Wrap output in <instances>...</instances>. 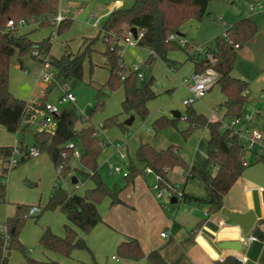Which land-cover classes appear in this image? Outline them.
Instances as JSON below:
<instances>
[{
    "label": "trees",
    "instance_id": "trees-1",
    "mask_svg": "<svg viewBox=\"0 0 264 264\" xmlns=\"http://www.w3.org/2000/svg\"><path fill=\"white\" fill-rule=\"evenodd\" d=\"M128 2L127 8L113 10L107 17L99 30L96 38L90 40V47L96 42L99 35H103L106 49L103 55L107 59L109 76L105 84L95 92V104L90 116L101 111L107 97L106 92H113L120 86L123 88L124 97L121 102V110L124 114H133L141 120L148 116L147 103L155 99L153 79L140 81L133 71L127 72L121 64L120 36L123 34V27L128 30L136 28L143 31V36L139 40V45L152 50L155 58L167 65L171 61L167 59V54L171 51H187V47H181L176 41H171L168 37L171 34L180 33V27L189 20L200 21L206 15L207 5L210 0H114ZM58 0H0V126L8 134L15 135L21 128L24 120H30L36 110L43 108L44 103L34 105L32 110L27 109V103L14 98L8 89V72L10 59L17 54L22 57L31 55V51L37 50L38 55L45 57L49 55L52 40L50 37L39 42L31 41L26 34L17 35L16 30H7L6 24L12 21L15 25L23 20L25 24L37 23L38 27H47L53 24L51 19L57 12ZM71 20L65 19L57 25L56 34L66 31ZM127 30V31H128ZM126 31V32H127ZM256 24L244 17H240L232 23L224 32L227 33L231 44L223 37L215 38L214 50H208L215 62L211 65L219 74L217 85L220 92L225 97L220 109H224L222 121H208V119L195 113L188 107L185 109L183 118L188 124L183 131L186 137L196 129L205 127L209 133L206 146V162L204 168L187 166L182 157L178 154L175 146H168L163 150H155L149 144L141 143L135 152V159L142 164L145 169H149L154 174L159 175L164 180L169 171L175 167L183 168L185 180H196L203 184L207 194L204 198L186 196L182 193V200H188L208 206L209 214H216L222 209L223 198L230 191L235 182L242 176L246 167L243 166L242 146L236 137L230 135L228 129H222V122L239 117L245 111L247 99L245 91L248 84L231 76L236 54L233 45L242 46L249 42L256 34ZM4 34L7 37H4ZM89 46L82 51L72 54L65 50L60 58H49L50 64L56 72L57 78H73L82 80L83 63L90 57L92 49ZM32 56V55H31ZM49 57V56H48ZM192 57V56H191ZM38 60V57L32 56ZM151 59V58H149ZM152 60V59H151ZM195 63V73L202 72L208 67L207 61L198 56L192 59ZM19 65L22 66L19 60ZM264 93V90H263ZM264 120V110L259 112ZM81 115L72 111L62 110L53 115L54 130L52 133L46 131H36L32 135V145L39 150L40 155H46L53 166H62V175L68 171L69 156L71 150L67 148L68 143H74L80 151L79 163L83 171H79L82 180H90L94 187L86 190L82 196L75 194L68 195L64 191L55 187L46 205L41 208L40 214L45 210H55L58 208L66 215L67 220L82 233H88L101 222V217L96 205L105 197L111 199V205L120 203L118 199V189L109 188L102 181L98 174L97 158L102 147L100 140L94 136L92 125L81 130H76L75 125L81 120ZM178 119H168L161 116L152 123L154 133L174 126ZM117 124L116 117H112L102 122V128L106 129ZM121 129L124 127L119 124ZM28 125L23 126L22 136ZM17 146L25 159L26 145L23 139ZM12 147H0V161H5L12 154ZM264 164V158H258ZM21 161L18 160L17 164ZM168 172L164 173L163 169ZM213 170L214 173H213ZM126 175L123 177L126 184H130L137 175V171L127 165ZM170 183V182H169ZM171 184V183H170ZM5 195V185L0 184V203ZM29 206L21 205L17 207L16 214L7 218L5 225L7 228L6 254H3V240L0 236V264H8V255L12 250H19L23 255L27 251L19 241V233L26 221ZM38 213V214H39ZM262 224V221L258 222ZM64 237H58L51 233L49 229L43 231L39 238V245L44 249L62 256H69L75 249L86 250L87 246L83 239L77 237L74 229L68 225L64 226ZM252 236L264 242V231L258 227L252 230ZM116 256L131 261L145 259L146 264H165L161 255L153 250L144 254L135 239H127L121 242L115 250ZM25 264H58L54 261L38 262L26 257ZM96 264V263H94ZM213 264H241L235 257H226L223 261H215Z\"/></svg>",
    "mask_w": 264,
    "mask_h": 264
},
{
    "label": "rangeland",
    "instance_id": "rangeland-1",
    "mask_svg": "<svg viewBox=\"0 0 264 264\" xmlns=\"http://www.w3.org/2000/svg\"><path fill=\"white\" fill-rule=\"evenodd\" d=\"M106 3L107 2L105 0H58L59 11L64 12L65 9H68V15H66V18L70 17L72 21H70L71 23L69 28L58 35L57 42L54 43L53 46L51 45V56L59 57L63 53L66 44H68V46L65 47L66 50H68L70 53L72 52L73 54V52L78 47L79 41L82 38H96L97 31L92 28V26L96 22V19H89V16H102L101 20L97 24V27L101 28L106 20V16L104 15V13H106L108 9ZM257 6H260V9L253 8ZM127 7L128 5L125 4L124 8ZM207 11L209 14L207 16H204L202 20L193 21L190 23L191 26L188 32V36L192 37L196 41V43L203 48H209L213 50L215 48L216 36L222 37L226 24L234 20L238 15L242 16L241 13H243L245 17L249 18L256 24L257 31L253 39L248 43L243 44L239 49L235 50L236 60L234 63L233 71L235 72V74L239 75L238 78L243 79L249 84L250 98L248 99L254 100V102L256 103V109L258 108L261 112H263L264 0H210L208 3ZM220 19L223 20V22H221ZM127 30L128 29L124 26L122 35H125ZM47 31H50V29H46V32ZM44 34L45 32L42 29H40L39 31H35L31 33V40L35 43L39 42L41 40V38L39 37L43 36ZM81 43V51L88 46L90 47V40H83ZM95 45H101L100 38L96 40ZM125 47L123 50L121 48V58L125 65L131 67V65L133 64H139V72L143 76L142 81L146 82L148 81L150 76H153L155 79L154 84L156 85L157 93H160L162 90L168 89L173 86V94L171 95V97L167 95L158 96L149 104L148 117L145 120H141L138 116H136L132 125L126 128V131H123L124 129H121L118 126L121 123H119L117 120V124L104 129L103 134L108 139H111L113 141L126 142L129 147V154L132 161H134V152L136 145L138 146L139 144L138 141L141 139V141L143 142H150V140L155 137V142L157 143H164L167 146H175L177 148L178 154L182 157L187 166L204 168L207 156V143L203 128H196L189 137H186L183 133V131L186 129L184 128L185 122L184 120L180 119L174 122V126L168 127L157 134H155L152 129V123L156 120L154 119L155 117L162 116L164 113H168L171 110L183 111L182 101L187 97L188 94L182 87L178 85L177 82L171 83V85H167V82L170 83V75L166 73L165 68L161 63L157 61L158 59L155 58L152 63L149 64H146L144 62L146 56L148 55L146 50H143V48L140 47ZM190 50L192 51V47ZM176 53H180V50H178V52ZM18 57L19 56L15 54L10 59L9 90L14 98L27 103L28 100H30V97L28 98L26 95L22 94V92L27 87L24 79H30V84L32 88H34L36 83L34 78L39 75V82L40 84L44 85L41 81L42 63L40 61L38 62L32 60L29 54H26L22 57L23 67L21 69L18 63ZM95 57L96 59H91V61L89 58L85 59L83 63V76L81 81H77L73 78L67 77L59 78L56 82H54L47 91L45 102L59 106L57 104L58 99L60 96H62L60 88L64 87L68 92H71L76 101L74 104L69 102L60 105V111H72L77 115H81L86 118L90 117L94 123L104 122L112 117H116V119L117 117H120L122 115L120 114L122 113V86H120L113 92H106L107 97L104 107L101 111H98L97 113L90 116L92 108L95 104V92L97 89H99L97 85L104 83L107 78V72L102 68V66H104L102 64L103 61L99 60L98 56ZM102 57L105 58V64L107 65L106 57L104 55ZM182 57L183 54L179 58ZM97 64H99L100 66L98 67ZM24 69H26L27 74L24 73ZM20 74L24 78H21ZM21 82H23V84L20 86ZM100 86L102 87V85ZM17 88L19 89V92H21L19 96L20 98L15 97V94H19L18 91H16ZM221 97L222 96L219 87L215 86L204 96L202 101H210L213 103L220 100ZM42 103L44 102L42 101ZM193 107H195V105ZM40 120L41 118L39 117V115H37L34 121H32V123H30L28 128L25 130L26 133L23 136V125L17 133L19 139H23V142L27 145L28 148L32 143V135L37 131L39 125L38 122ZM88 121H90V119ZM254 121H256V128L264 131V121L261 119V117H254ZM50 123L51 120L49 119L46 122L45 127V130L48 133H52L54 130V126L49 125ZM77 123L75 125L76 130H78L77 125H79ZM92 127L94 128V126ZM108 151H110V148H105L104 150H102L97 159L98 174L107 187L113 188V180L108 176L106 169L102 166L103 160L106 157ZM71 157L72 156L70 154L68 164L66 165L68 167V170H70L69 163ZM25 160L26 161L24 163L21 162L15 169H13V171L10 173L11 181L5 186L6 208L4 209L2 208L3 206H0L1 223L5 224L6 219L3 220L5 217V213L8 217L14 216L16 214L18 206L40 204V206L44 207L51 197L55 186L67 194L71 193L75 188V185H71L70 177L68 175L64 177L63 182L62 177L58 181L57 174L55 172L56 168H54L46 155H41L39 158L34 160ZM248 161V171H250L255 177H261L262 185L264 186V164H256L255 158H252V154L248 155ZM72 163V167L75 169L74 174L76 177H79V185H81L83 182L82 186L76 187L81 191L86 185L84 181H81L82 177L79 173V171H83V169L79 166L77 161L73 160ZM145 172L146 170H142V175H145ZM149 174V178L151 179V190L155 195L158 192L157 190L153 189V186L155 184V177L153 174ZM166 177L176 188L175 197H178L179 194L182 193L198 194L197 196L204 194L205 190L201 182L196 180H188L187 183H185L184 170L181 167L173 168L167 173ZM123 180L124 179L117 177L118 182ZM249 198L252 199L254 203H259V196L257 192H251ZM157 200L160 199L157 198ZM162 200L160 201L163 202ZM163 204L165 207L171 206L170 204ZM50 213L51 211L45 210L41 213L42 215L40 214L41 216L36 222L34 220L25 221L20 232V241L23 248L26 249L36 246L35 252L38 256H41L42 254V249L40 248L41 246H38L39 238L43 233L42 230H44V228L51 230L50 224L52 223V220ZM58 227L60 228V225ZM61 228L64 230V226L61 225ZM93 251L94 250L89 249L88 246L86 250H74V255L70 256L72 257L70 261L73 264H102L96 261ZM20 252L21 251L18 250L11 253L9 258L10 264L20 263ZM80 254L85 255L86 258H83ZM106 256H108L110 261L111 255H107V253H104L101 256L103 262L105 261ZM113 264L118 263L113 262Z\"/></svg>",
    "mask_w": 264,
    "mask_h": 264
},
{
    "label": "crops",
    "instance_id": "crops-1",
    "mask_svg": "<svg viewBox=\"0 0 264 264\" xmlns=\"http://www.w3.org/2000/svg\"><path fill=\"white\" fill-rule=\"evenodd\" d=\"M105 1L107 2L106 5L108 8L106 13H104L106 17L113 10L124 8L125 4H127L128 6L130 5L128 2H123V1H116L117 2L116 4L114 0H105ZM207 8H208V5H207ZM208 14L209 13L206 9L205 16H207ZM241 14L242 16L238 15L234 20L226 24L224 31L227 28H229V26L232 23L236 22L240 17L247 18L244 16L243 13ZM66 15L68 14L66 13L64 15L65 18H66ZM101 17L102 16L100 17L89 16V19H96V22L92 26V28L97 31V35L100 29L97 27V24L101 20ZM66 19H70L72 21L70 17L69 18L67 17ZM193 21L195 20H189L188 22H186L180 27V33L183 35L182 37H184L189 42V47L187 48V51L180 50V53H176L178 51L169 52L167 54V59L171 61L172 63L171 65H167L166 63L162 62L159 59L157 60L165 68L166 73L170 75V78H169L170 83L167 82V85H171V83L177 82L178 85L182 87L186 91L187 94H188L187 86L184 81L192 73H195V63H194V60L192 59H195V58L197 59L198 57V56H195L194 58L191 57V50H190L191 47H193L194 45H198V44L192 37L188 36V32L191 26L190 23ZM220 21L223 22V20L221 19ZM56 28H57L56 25H50V26L42 28V27H38L35 24H29L24 27L18 28L16 30V34L17 35L26 34L28 38L31 40V33L42 29L44 30L45 34L39 38L43 40V39L50 37L52 40V46H53V44L56 43L58 39V34L55 33ZM46 29H50V31L46 32ZM93 38L94 37L82 38L79 41L78 47L73 52V54L81 51V47H82L81 42L83 40L89 41ZM99 38L101 39V45L96 46L94 43L91 46L92 52L90 54L89 59L91 61V59H96L95 56H98L99 60L103 61L102 64L104 66H102V68L106 70L107 78H108L109 76L108 67L105 64V58L102 57L104 53L103 51L104 49H106V45L104 42L103 35H100ZM52 46H51V49L48 55L49 58H60L62 54L64 53V51L66 50L65 47H67L68 44L65 45L64 51L59 57L51 56ZM124 47L125 46L121 44L122 50L124 49ZM136 47H140V48H143V50H146L148 55L146 56L144 62L146 64L152 63V61L155 59V56L150 54V50L140 45H137ZM240 47H238L237 49H239ZM237 49H234V52ZM204 50L208 52V50H211V49L204 48ZM181 53L183 54V57L179 58L182 55ZM29 56L32 60L39 62V60L32 58L30 54ZM121 56H122V52H121ZM22 57H18V63H19V60L22 63V66H20L21 69L23 67ZM149 58H151L152 60ZM122 63H123V67L126 69L127 72L132 71L133 65H137L138 73L141 75V79L139 80L140 81L143 80V76L139 72V64H133L131 65V67H128L127 65L124 64L123 60H122ZM97 65L98 67L100 66L99 64ZM9 70H10V65H9ZM24 73L27 74L26 69H24ZM230 74L233 78H237V79L244 81L243 79L238 78L239 75L235 74L233 69ZM20 76L21 78H24L21 74ZM39 78H40L39 75H37L34 78L36 82L34 88H32L30 84L31 83L30 79H24V82H26L27 87L22 92V94L26 95L28 98L30 97V100H28L27 104L30 101H34V104L32 105V107L34 105H39V103H41L42 101L45 103L46 97H47L46 96L47 91L49 90L50 86H52L53 83L59 79L57 78L51 85L45 86V85L40 84ZM107 78L105 82L107 81ZM151 78L153 79L152 89L154 93L156 94L155 99L160 95L161 96L167 95L171 97V95L173 94V86L170 88L165 87L168 89L162 90L160 93H157L156 85L154 84L155 79L153 76H150L149 79ZM105 82L102 84H98L97 87L100 88L101 87L100 85L103 86ZM22 84L23 82H21L20 86ZM215 86L219 87L216 84L209 90V92ZM8 89H9V72H8ZM60 89H61L62 95L64 91L68 92L67 89L64 87H61ZM16 91H18L19 94H15L16 95L15 97L20 98L19 96L21 92H19L18 88L16 89ZM221 96L222 97L220 100H218L217 102H213V103L210 101H207V102L202 101L204 98L203 97L201 100L196 101L195 103H193L192 105L188 107L192 108L195 111V113L205 116L208 119V121H211V122L222 121L224 109H220L219 105L224 102L225 97L222 95V93H221ZM123 97H124V93H123V88H122V100H123ZM245 97L247 99V105H246L245 110H248L251 107H254L256 109L255 107L256 103L254 102V100L248 99L250 98L249 84H248V89L245 91ZM23 99H27V98H23ZM155 99H153L152 101H154ZM152 101L147 103L148 115H149V104ZM194 105L195 107H193ZM188 107L183 106V111L171 110L168 113H164L162 116L167 117L168 119H173L170 113L172 111H177L180 113V116H181L178 120L180 119L184 120L183 114L185 112V109ZM258 111L261 113L259 109ZM120 114L122 115L120 117H117V120L124 127L123 131H126L127 130L126 128L132 125L136 116L130 113L129 114L120 113ZM37 115L38 114H34L29 121L23 119L21 123V127L22 125L29 126L30 123L34 121ZM130 116H133L134 119L131 125L128 126L125 124V121H127ZM159 117L161 116H157L154 119H157ZM256 117L257 118L261 117L262 119L261 114L257 115ZM89 119L90 121H88ZM95 123L91 120L90 117L86 118L82 116L81 120L77 123L79 124L77 125V129L79 130L81 128L88 127L90 125L97 126L98 124H102V122H95ZM253 125L256 127V121L253 122ZM187 126L188 124L185 122L184 128H187ZM201 128L204 129V132H205L204 135H206V143H207L209 139L208 130L205 127H201ZM103 132H104V129H102L101 131H98L97 138L104 145L102 146V150H104L105 148H110V151H108V153L106 154V157L103 160L102 166L107 171V163L112 162L114 164H118L122 166V168L126 171L127 165H131L137 171V175L133 178V181L130 184H126V181L122 175L120 174L109 175L108 174V176L111 177L113 180V183H112L113 187L119 190L118 199L120 200V203L111 205V199L109 197H105L99 204H97L96 208L101 217V222L98 223L95 227L92 228L90 232L86 234L76 229L67 220L66 215L63 214L58 208H56L55 210H49L51 211L50 215H51V220H52V223L50 224L51 230L50 229L49 230L53 232L54 235L63 238L65 233H64V230L61 228V225L62 226L68 225L69 227L75 230L78 238L83 239V241L89 247V249L94 250L93 252L95 254L96 261L102 264H113V262L118 263V264H146L145 259H142L140 261H131V260H124V259H121L115 256L116 247L121 242L126 241L127 239L137 240L142 252L145 255L148 254L150 251H153V250L157 251L163 258L165 264H213L215 261H223L226 257H230V256L237 258L241 262V264H264V242L257 240V239H253V240L251 239V237H253L252 230L254 227H258L259 229L264 231V186L262 185V178L258 176L257 177L253 176L252 173L248 171L247 169L249 167L248 155H250V153L246 155V161L248 163V166L246 167L242 176L235 182V184L232 186L230 191L223 198V205H222V209H226L236 214H244L249 210L254 211L253 213L256 217V223L254 224L250 232H248L246 235H243L240 228L237 225L230 223L227 220L225 215L222 213V209L216 214H209L208 206L206 204H199L195 202H190L188 200H184V201L179 200L175 204H171L170 207H165L163 202H161L160 200H157L156 194L154 195L153 191L151 190V186H150L151 179L149 178L150 174L145 172V175H142L141 172L142 170H145V168L143 167L142 164L136 161L135 152L139 144L141 143L149 144L155 150L165 149L166 147H168L166 144L155 142V137H153L150 140V142H143L141 141L140 138H138L140 139L138 141L139 144L138 146L136 145L135 152H134V161H132V159L130 158V154H129V147L126 144V142H119V141H113L111 139H108L103 134ZM24 133H26V131H24ZM20 140L21 139H19L17 134L15 135L8 134L5 131V129L2 126H0V147H5V146L12 147V148L16 147L21 142ZM112 143H121L123 145L124 152L126 153L125 160L119 159L118 154L112 148ZM31 147H33L32 143L29 148ZM29 148L26 145L25 154H27ZM40 156L41 155H39L36 158H27V159L34 160V159L39 158ZM252 158H255L256 164L260 163L259 161L256 162V159H258L256 156L253 157L252 155ZM19 160L23 163L26 161L24 157H19ZM73 160L77 161L79 166L81 167L79 163V158L71 157L70 163H69L70 170H68L64 176H61L62 182L66 175L70 177V183H71V179L75 177L77 182L75 184L71 183V185H75V188L68 195L75 194L78 196H82L86 190L92 189L94 185L90 180H86L87 182H85L84 180H81V181H84V183L86 184L83 190L80 191V189L76 188L77 186L78 187L82 186L83 182L81 185H79V179H78L79 177L75 176L74 174L75 169L72 167ZM17 166L18 165L12 167L9 170L5 186L11 181L10 173ZM0 169H1V164H0ZM214 171L215 170H213V173ZM184 175H185V172H184ZM117 177H120L124 180L118 182ZM166 179L168 182H170L167 177ZM184 179H185V176H184ZM187 181L188 180H185V183H187ZM251 192H257L259 196V203L258 202L254 203V201H252V199L249 198V195L251 194ZM5 194H6V189H5ZM206 194H207L206 190L204 191V194H201L200 196H197L198 194H193V193H190V194L184 193V195L186 196L188 195V196L199 197V198L206 197ZM5 197L6 196L4 195V199L0 203V206H3L2 208L4 209L6 208ZM26 206H29V208L37 207L39 210L43 208L42 206H40V204L26 205ZM41 215L39 213L37 215L28 217L26 221L34 220L36 222ZM7 218H10V217L6 216V213H5V217L3 220ZM259 221H262V224H259L258 223ZM0 223H1V220H0ZM3 224L4 223H1L0 225H3ZM59 225H60V228L58 227ZM45 229L47 228H44V230ZM44 230H42V232ZM161 232H165L166 235L164 237H161L160 236ZM20 240H21V236L19 233V241ZM231 241H239L240 244H239V249L237 251L231 250V249L219 248L218 246L219 244L223 242H231ZM38 246L40 247L39 244ZM35 248L36 246L31 247V248H26L25 249L27 251L26 256L20 252V256H19L20 263L19 264H22L25 261L26 257H29V259H32L38 262L54 261L58 264H73L70 261V259H72V257L70 256L74 255V250L71 252L69 256H62L58 253H54L49 250H46L41 246L40 248L42 249V254L41 256H38L36 255ZM13 251H18V250H12L9 253L8 264H10L9 258ZM104 253H107V255H111L110 261H109L108 256H106L105 261L103 262L101 256ZM80 255L83 258H86L85 255H82V254Z\"/></svg>",
    "mask_w": 264,
    "mask_h": 264
},
{
    "label": "built area",
    "instance_id": "built-area-1",
    "mask_svg": "<svg viewBox=\"0 0 264 264\" xmlns=\"http://www.w3.org/2000/svg\"><path fill=\"white\" fill-rule=\"evenodd\" d=\"M117 2L115 1V4ZM120 6V5H119ZM253 8H259L260 6L253 7ZM68 12V9H65V11L60 12L57 10L56 14L51 18L53 20L52 25H58L62 21H64L65 14ZM35 25L38 26L37 23H34ZM28 24H25L23 20H20L16 25L12 22L9 21L6 24V29L7 30H17L20 27H24ZM56 33V32H55ZM143 36V31L142 30H136V37L134 38L132 33L128 30L125 35L120 36V42L121 44L128 46V47H136L139 45V40ZM229 44H231V41L227 35L226 32H224L222 36ZM169 40L171 41H176L181 47H189V42L184 38V37H179L177 35L171 34L168 37ZM234 49L238 48V45H233ZM150 54L154 55L153 51L150 50ZM31 55L34 57H38L39 61L42 63V70H41V81L45 86L51 85L55 81L56 77V72L53 69V67L50 64L49 57H41L38 55L37 50H32ZM202 56L208 63V67H206L202 72L200 73H192L184 82L186 83L187 86V91L188 95L186 98L183 99L182 104L185 107H188L195 103L196 101L201 100L208 92L209 90L217 84V80L219 78L218 72H216L214 69L211 68V65L214 64L215 60L213 56L204 50L203 47L199 45H194L192 47L191 51V56L194 58L195 56ZM121 56V53H120ZM121 64L122 59H121ZM132 71L137 74L138 79H141V75L138 73V68L137 65L132 66ZM75 102V97L69 93L64 91L63 95L59 98L58 100V105H62L64 103ZM34 104V101H30L27 104L28 110H32V105ZM59 106L55 104H49V103H44L43 108L40 110H36L34 114H38L41 117V120L38 122V132H43L46 131V122L50 119L51 123L49 125L54 126V122L52 120V116L60 113V108ZM259 115L258 109H255L254 107H251L248 110H245L242 115H240L237 118H234L229 121H223L222 122V129L226 130L228 129L230 132V135L234 136L237 138L239 143L242 146V152H243V166L247 167L248 163L246 161V155L248 153L252 154L253 156H256L257 158H264V131L261 129L256 128L253 125L254 122V117ZM48 125V126H49ZM94 136L97 137V132L99 130H102V124H98L97 126H94ZM104 146L103 143H101V147ZM67 148L71 150V156L74 158H79L80 157V151L79 149L75 146L74 143H68ZM112 148L113 150L118 154V157L120 160H125L126 159V153L124 152L123 145L121 143H112ZM27 158H36L40 155L39 150L35 147L29 148L27 154H25ZM19 157H24L23 153L20 152L18 147H13L12 154L9 159L5 161H0L1 164V169H0V184L5 185L7 181V175L9 170L16 166ZM147 173H151L155 177V184L153 186V189L157 190L158 192L156 193V198L160 199L163 201V203L170 204L171 205V200L175 199L176 201L182 200V194H179L178 197L176 196V188L167 182V180H164L162 177H160L157 174H154L151 172L149 169H145ZM164 173L168 172L167 168L163 169ZM107 173L109 175L112 174H120L123 177L126 175V171L122 168V166L118 164H114L112 162L107 163ZM56 174H57V179H61V174H62V166H58L56 168ZM56 187V186H55ZM40 212V210L37 207H30L27 213V217H31L34 215H37ZM166 235L165 232H161L160 236L164 237ZM0 236L3 240V254H6L7 250V239H8V234H7V228L6 225H0ZM251 239H255L251 237ZM25 264V261L22 263Z\"/></svg>",
    "mask_w": 264,
    "mask_h": 264
},
{
    "label": "water",
    "instance_id": "water-1",
    "mask_svg": "<svg viewBox=\"0 0 264 264\" xmlns=\"http://www.w3.org/2000/svg\"><path fill=\"white\" fill-rule=\"evenodd\" d=\"M130 33H132L133 37H136V28H130L129 29ZM179 37H182L183 35L181 33L176 34ZM4 37H7L6 34H4ZM171 117L173 119H179L180 113L177 111H172L171 113ZM134 117L130 116L129 119L127 121H125L126 125H131L132 121H133ZM256 162H258V159H256ZM77 182V180L75 179V177H73L71 179V183L75 184ZM177 201L175 199L171 200V204H175ZM222 213L225 215V217L227 218V220L230 223H233L235 225H237L242 234L246 235L248 232H250V230L252 229V227L254 226V224L256 223V217L253 213V211L249 210L244 214H236V213H232L226 209H222ZM239 241H231V242H223L221 244H219V248H224V249H231V250H238L239 249Z\"/></svg>",
    "mask_w": 264,
    "mask_h": 264
}]
</instances>
